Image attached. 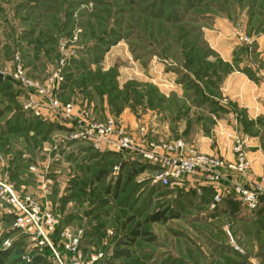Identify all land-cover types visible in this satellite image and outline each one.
Wrapping results in <instances>:
<instances>
[{"label":"rangeland","instance_id":"374dc122","mask_svg":"<svg viewBox=\"0 0 264 264\" xmlns=\"http://www.w3.org/2000/svg\"><path fill=\"white\" fill-rule=\"evenodd\" d=\"M259 45L264 0H0V181L58 217L54 251L0 206V264H53L62 228L81 230L84 264L92 256L90 264H264V213L257 212L264 198L233 215L222 202L211 207L214 188L201 193L183 180L202 182L200 173L159 184L135 151L94 145L74 136V122L25 107L27 91L14 78L20 66L78 115L113 117L129 133L181 140L198 152L188 141L195 129L212 133L236 110L222 95L226 76L242 63L264 80ZM227 137L231 151L235 137L246 139L250 160L246 133L236 128ZM250 169L251 160L245 172L221 169L218 182L230 188L264 176L234 178ZM161 210L167 220H148Z\"/></svg>","mask_w":264,"mask_h":264},{"label":"built area","instance_id":"2783aa9c","mask_svg":"<svg viewBox=\"0 0 264 264\" xmlns=\"http://www.w3.org/2000/svg\"><path fill=\"white\" fill-rule=\"evenodd\" d=\"M56 77L55 74L53 78ZM14 78L27 91L28 98L25 107H43L54 115H59V121L71 124L74 122V136L85 138L94 145H103L113 151H135L142 160L154 166V181L159 184L179 183L185 174L200 173L204 176L205 181H216L213 185L214 194L211 207H215L224 197L233 196L246 209L254 210L264 198V176L260 181L251 185L230 181V188H226L219 184V180L224 178L223 174L219 172L221 169L245 172L250 167V160L243 150L246 139L234 138L232 146L234 158L232 160L215 154L191 150L181 140L158 142L146 140L142 132L132 134L127 132L124 127L118 126L113 117L95 121L82 112V114L79 113L81 115H78L74 112L73 105L60 103L50 97L48 92L38 85V82L26 79L20 66L16 68ZM53 78H50L51 82L49 83H53ZM56 88L57 83L53 91H56ZM37 95L41 99L36 98ZM0 206L7 207L14 213V225L30 230L39 244H46L55 251L52 234L55 231L58 217L49 207L46 205L41 207L29 195L19 196L12 190L11 185L1 181ZM226 232L230 238L229 242L233 244L232 236L228 230ZM57 234L59 237L58 246H60L62 254L57 252L56 255L55 253L53 264H84L79 249L81 230L73 231L69 228H62ZM234 247L239 250L236 246ZM95 258L92 256L87 264H90Z\"/></svg>","mask_w":264,"mask_h":264},{"label":"crops","instance_id":"0c3cea01","mask_svg":"<svg viewBox=\"0 0 264 264\" xmlns=\"http://www.w3.org/2000/svg\"><path fill=\"white\" fill-rule=\"evenodd\" d=\"M259 51L261 52L259 64L264 69V47L262 48L259 45ZM239 64L240 69L231 71L225 78L226 86L221 87L222 95L228 100L229 105L236 107L234 114L237 116L239 113L238 119L234 114H230V118L226 120H216V124L211 129L212 133L203 132L198 127L188 141H193L201 152L216 153L226 159H231L233 157L231 141L227 135L230 134L232 129L236 128L245 132L249 137L246 151L251 160V169L246 175L234 178L241 183H247L256 179L264 171V146L262 145L263 142L259 133V127H264V80L256 76L257 71L251 69L250 67L252 66L247 68L243 67L242 63ZM183 125V128L185 126L189 128V125L185 121ZM217 125L219 126L218 129ZM220 128H222V131ZM213 131L215 134H213ZM184 136L187 137L185 134ZM183 178L192 187L200 188L201 193L210 192L212 194L213 186L208 184L204 179L202 182H200L201 179L192 182V185L190 182L192 179L189 177Z\"/></svg>","mask_w":264,"mask_h":264},{"label":"trees","instance_id":"16d2710c","mask_svg":"<svg viewBox=\"0 0 264 264\" xmlns=\"http://www.w3.org/2000/svg\"><path fill=\"white\" fill-rule=\"evenodd\" d=\"M202 62V64L204 63L203 61H201ZM206 64L207 65H209V63L208 62H206ZM207 76V75H206ZM0 82H3V80L2 81H0ZM200 94H201V92H199ZM202 96H204V95H202ZM205 97V96H204ZM205 99V98H204ZM206 100V99H205ZM160 101H161V99H160ZM58 126V128H60V129H63L64 128V126H62V125H57ZM222 204H223V206H225V210L228 212V213H231V214H233V215H237V214H239V213H241L242 214V210L239 208L240 207V202L237 200V199H235L233 196H226V197H224L223 199H222ZM222 208V207H221ZM257 212H259V213H264V200L260 203V205H259V207H258V209H257ZM169 217H167L166 215H165V213L161 210V211H154L153 213H151L149 216H148V220H150V221H165V220H167ZM132 234L133 235H137V234H139V232H137L136 230H133L132 231Z\"/></svg>","mask_w":264,"mask_h":264},{"label":"water","instance_id":"95a60500","mask_svg":"<svg viewBox=\"0 0 264 264\" xmlns=\"http://www.w3.org/2000/svg\"><path fill=\"white\" fill-rule=\"evenodd\" d=\"M3 80V74L0 72V81Z\"/></svg>","mask_w":264,"mask_h":264}]
</instances>
